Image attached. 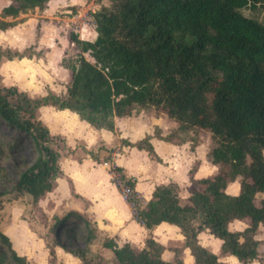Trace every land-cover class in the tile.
Listing matches in <instances>:
<instances>
[{
  "label": "trees",
  "instance_id": "1",
  "mask_svg": "<svg viewBox=\"0 0 264 264\" xmlns=\"http://www.w3.org/2000/svg\"><path fill=\"white\" fill-rule=\"evenodd\" d=\"M9 1L0 11V30L23 21L17 18L21 13L42 9L49 0ZM92 17L94 40L68 31L79 52L72 61L61 60L69 70L64 95L48 91L32 97L15 86L0 85V124L18 135L17 142L29 138L36 154L11 191L26 193L36 203L61 176L60 153L51 145L54 135L38 116L41 106L68 109L92 128L110 131L116 116L133 115L138 107L147 113L161 110L178 124L175 144L192 133H210L213 143L207 157L217 169L197 179L202 188L192 190L184 201L176 185L156 186L143 206L133 208V217L148 230L161 222L176 225L194 264H225L198 241L202 229L222 240L224 254L242 264L255 261L259 241L254 235L260 224L264 227V199L256 200L264 191V0H110ZM30 50L0 47V63L31 57ZM172 134L164 140L172 141ZM123 143L157 159L150 135ZM86 153L95 158L90 150ZM114 168L132 189L126 201L138 203L135 180L125 179L119 166ZM0 172L5 173L1 166ZM238 177L239 192H226ZM234 219L247 220V226L230 230ZM57 225L54 244L79 257L80 264H90L86 253L96 232L91 222L70 209ZM148 235L149 249L118 246L111 239L102 244L112 250L117 264H185L164 260L163 246ZM0 239V264H28L7 237ZM73 240L81 246L70 248Z\"/></svg>",
  "mask_w": 264,
  "mask_h": 264
},
{
  "label": "crops",
  "instance_id": "2",
  "mask_svg": "<svg viewBox=\"0 0 264 264\" xmlns=\"http://www.w3.org/2000/svg\"><path fill=\"white\" fill-rule=\"evenodd\" d=\"M9 2V0H0V11ZM50 2L51 0L42 9L35 7L27 13H21L17 18H24L23 21L5 30H0V34L10 36L9 39H6L7 41H2V43L4 42L6 46H14L15 50H19L21 46H25L26 42L24 43L21 38L16 39L17 37L13 31H20L23 26H28L30 27V31H33L32 38L34 31H39L35 33L34 43L37 47H45L48 53L52 49L58 51V53L64 52V47L58 45L56 42L55 35H53L52 41H47L44 31H58L57 21L54 22V18L74 21L79 17L77 15L58 17L54 14L55 10L51 7ZM67 4L70 5L72 3ZM93 11L95 10L93 9ZM5 19L13 20L12 17H6ZM49 23L51 24L50 26ZM58 23L61 26L64 24V21L60 20ZM86 25L83 22L79 28L72 29V32L80 31V39L92 41L96 36V32L94 27L88 28ZM0 47L2 46L0 45ZM14 59L6 60V62H13ZM23 59L28 58L22 57L18 61ZM57 68L67 72L69 75V70L61 64ZM49 90H53L51 86ZM38 110L40 119L47 125L50 133L64 136L66 144L71 148L74 147L79 139H84L85 149L91 150L90 147L94 143L91 137L96 132L99 135V142L103 146L99 154L101 155V151L109 152L112 149L109 161L115 166H119L127 178L135 180L134 190L144 199L143 201L151 198L156 186L168 184L177 186L178 194L184 201L192 190L201 189L194 184L197 179L210 176L217 169L216 165L212 164L208 157H206V160H203L197 155L199 144L190 147L189 142L175 144L155 136V127L161 130V134L166 133L165 129H163L165 121H163V117L160 115L133 114L116 116L114 118V130L110 131L103 128H92L86 121L79 119L76 113L68 109H57L50 105H44ZM45 113L47 116H45ZM52 118L53 122H47V120H52ZM64 122H67L70 126L63 125ZM146 135H150V143L157 155V159L151 158L147 151L143 149H137L135 146L122 143L123 140L134 143ZM128 156L142 157L146 161L145 166L141 167V169H136L126 161ZM105 161L108 162V160L91 157L87 153L80 158L74 157L61 160L59 166L62 173L60 177L56 178L57 186L54 190L47 192L52 193L60 188L66 198L70 199V197L74 196L75 202L72 204L71 209L82 213L96 230L95 237L89 244L93 251L99 252L103 257L107 256L110 251L112 252L110 248L103 246L102 243L105 239H111L118 246H122L125 243L131 245L139 244L149 233L151 236L153 235L152 238L158 240L156 242L162 245L164 244V240H168V238L173 236L172 233L178 238L177 240L184 238L178 227L174 224L161 222L151 230H148L144 225L136 221L125 197L112 180L111 170L108 169L107 171L104 167L103 162ZM193 164H195L194 168ZM239 189V180L235 179L228 183L226 192L237 194ZM247 223L248 221L245 219H234L229 223V229L232 231L243 230L247 226ZM202 236H206L204 237L205 241L202 240ZM197 238L202 245L210 247L218 255L219 260L223 262L235 260V256L233 257V255L224 256V258L219 257L217 252L221 249V239L214 237L210 233L207 235L204 230L198 232ZM254 238L258 241H264V227L261 224L258 226ZM39 241L43 243L42 238H39ZM13 248L19 255L27 258L28 264H35L33 262L35 257L30 255L26 245H21L17 242ZM53 251L59 264L81 263L79 257L65 251L58 245L53 247ZM40 253L38 254L41 262L37 264H47L42 262L45 259L44 254L47 253V249L42 246ZM235 262V264H239V261L235 260ZM247 264H264V260L262 262L255 260Z\"/></svg>",
  "mask_w": 264,
  "mask_h": 264
},
{
  "label": "rangeland",
  "instance_id": "3",
  "mask_svg": "<svg viewBox=\"0 0 264 264\" xmlns=\"http://www.w3.org/2000/svg\"><path fill=\"white\" fill-rule=\"evenodd\" d=\"M67 3L72 4L68 5ZM109 4L110 0H51L50 5L55 10L54 14L58 17H65V15H77L79 17L74 21L66 19L62 20L59 18L61 21H64V24L61 26L58 23L60 20L58 18H54L55 20L53 19V21H57L56 25L58 26V31H44L47 41H52L53 35H55L54 37L56 42L58 45L64 47V52L58 53V51L52 49L51 52L48 53L45 47H37L34 41L35 33H38L39 31H34V36L32 38L33 31H30V27L28 26H23L20 31H13L14 35L17 37L16 39L21 38L24 43L26 42L25 46H21L19 50L22 51L23 49L30 47V51L33 52V54L31 57H25L28 59L20 61L15 58L13 62L7 63L6 60H3L0 63V85L5 87L15 86L18 90L25 91L32 97L44 95L48 91L64 95L63 93H66V85L69 81V75L67 72L58 69L57 66L61 64L62 59L72 61L79 52L78 47L69 41L68 31L79 28L83 22L87 24L86 26L88 28L94 27L92 17L93 9L96 11L102 5ZM245 13L261 17V13H251L248 10H245ZM50 25L51 24L49 23V26ZM79 32L80 31H75L78 37L80 35ZM9 37L10 36L0 34V45L4 48L10 47L11 50H15L14 46H6L4 42L2 43V41H7L6 39H9ZM84 56L88 60L92 61V58L88 53H84ZM49 83L51 89L53 90H49ZM134 114L160 115L163 117V121H165L163 129H165L166 133L161 134V130L155 127V136L164 139V137L173 133L174 135L172 134V141L170 142L176 141V128L178 124L173 119H169L164 111L155 110L147 113L138 107L137 110L134 111ZM38 116L40 117L39 110ZM45 116H47L46 113ZM51 121L53 122V118L52 120H47L49 123H51ZM63 125L69 124L64 122ZM52 135H54V138L51 145L60 153L59 162L61 160H65V158H80L81 156L86 155L84 139H79L77 143H75L74 147L71 148L66 144L64 136H60L58 134ZM188 136L189 139L183 143L189 142L191 147L193 143L200 140L197 155L201 159L206 160L208 149L213 143L210 133L203 130L199 133L196 132L189 134ZM17 137L18 135L16 133L12 130H8L0 124V146L3 149V153L0 155V166L5 171L4 174L0 172V237H7L12 246H16L17 242L21 245H26L30 255L35 257V260H33L35 264L41 262L39 254H41L40 252L42 246L47 249V253L44 254L45 259L42 262L47 264H59L53 251V247L56 246L54 244L56 235L53 230L58 227V220L63 218L65 213L71 209L72 204L75 202V198L73 195L70 199L66 198L63 195L62 189L58 188L52 193H45L37 200L36 203H33L30 195L26 193L16 194L11 191L12 184L17 180L19 173L33 162L36 155L33 143L29 138H21L20 141L17 142L15 141ZM91 140L94 141V143L92 147H90V151L100 160H108V165H104V162L103 165L107 171L108 169H113L114 173H112V177L115 181L119 182L118 180H120L119 178L121 172L117 171L114 168L115 165L109 161L112 149L109 150V152L101 151L100 155V149L103 146H101L99 142V135L94 132ZM126 161L136 169H141V167H144L146 164V161H144L140 156H128ZM194 167L195 164H193V168ZM237 179L239 180V177ZM194 184L196 187L199 186L202 188V185L199 183L194 182ZM56 186L57 182L55 180L52 190H54ZM139 199L143 198L139 195ZM260 199H264V191L256 194V200L258 201ZM194 225L197 226V223L195 222ZM202 230H204L207 235L209 234L206 229ZM172 235L173 236L168 238V240H164L163 245L161 244L163 246L161 252L162 258L166 261L174 262L176 260H182L185 264H194L193 256L190 249L185 244V239L181 238L177 240L178 238H176L173 233ZM148 236H146L139 244L131 246H133L136 250H140L142 248L149 249V246L146 244V238ZM204 237L206 236H202L203 241H205ZM39 238L43 239V243L39 241ZM153 239L158 241L155 238ZM259 242L261 244L259 245L258 243L257 246L256 260L262 262V260H264V241ZM211 244H213V242H211ZM0 246H2L1 242ZM80 246L81 242L79 240H73L70 244V248L72 249ZM217 253L221 258L228 256V254H224L221 249L218 250ZM234 258L238 262L236 257ZM86 259L90 262V264H117L113 252L110 251L107 256L103 257L99 254V252L93 251L91 246H89L88 252L86 253ZM235 260H229L224 263L235 264ZM238 263L241 264L240 262ZM2 264L12 263L5 261L2 262Z\"/></svg>",
  "mask_w": 264,
  "mask_h": 264
},
{
  "label": "built area",
  "instance_id": "4",
  "mask_svg": "<svg viewBox=\"0 0 264 264\" xmlns=\"http://www.w3.org/2000/svg\"><path fill=\"white\" fill-rule=\"evenodd\" d=\"M94 12V11H93ZM93 23H94V20H93ZM104 165H108V162H104ZM111 170V169H110ZM112 173L113 172V169L111 170ZM113 176V175H112ZM120 180H118L119 182L115 181L114 178L112 177V180L114 181V183L117 185L118 189L120 190V192L123 194V196L125 197H128L130 196V193L132 191V189L129 187V185L125 184V180H123L121 178V175H120ZM127 179V177L125 178ZM120 183V184H119ZM134 197L138 199V203H136L135 201H132V202H127L132 210V213H133V208H135L137 205H140V206H143L145 204L146 201H143V199H139V194L138 193H135L134 194Z\"/></svg>",
  "mask_w": 264,
  "mask_h": 264
}]
</instances>
